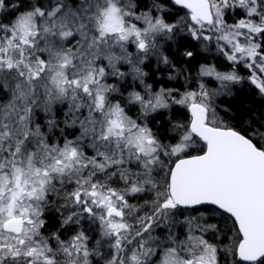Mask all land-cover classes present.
Instances as JSON below:
<instances>
[{
    "label": "snow or ice",
    "instance_id": "obj_1",
    "mask_svg": "<svg viewBox=\"0 0 264 264\" xmlns=\"http://www.w3.org/2000/svg\"><path fill=\"white\" fill-rule=\"evenodd\" d=\"M0 264H264V0H0Z\"/></svg>",
    "mask_w": 264,
    "mask_h": 264
}]
</instances>
